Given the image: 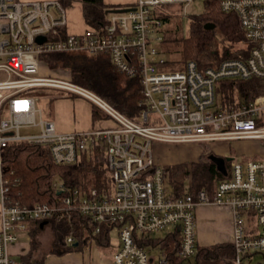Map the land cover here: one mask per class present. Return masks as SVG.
<instances>
[{"label": "built area", "instance_id": "obj_1", "mask_svg": "<svg viewBox=\"0 0 264 264\" xmlns=\"http://www.w3.org/2000/svg\"><path fill=\"white\" fill-rule=\"evenodd\" d=\"M193 1L137 0L129 6L134 9L108 12L101 27L87 24L77 33L68 29L67 9L60 0H0V264H14L10 247L20 233H29L30 225L43 228L50 218L64 219L74 211L88 215L98 225L96 232L104 222L116 231L111 264H187L199 246L195 231L199 204L231 208L232 264H245L249 254L264 250V234L245 228L252 216L264 225V157L230 156L214 189L192 192L189 184L175 194L166 190L163 166L151 149L153 142L259 139L264 143V93L233 106L224 105L215 90L224 80L255 77L264 82V0L220 1L223 11L238 16L250 45L245 58L206 65L188 60L180 69L163 71L160 66L169 64L171 57L162 47L164 21L153 9L178 4L187 15ZM50 52L107 55L118 71L137 77L141 99L136 117L72 82L68 74H57L42 59ZM45 88L87 99L114 125L57 130L36 106L41 94L37 90ZM21 141L48 145L57 164L73 163L81 152L101 142L110 187L82 191L55 181L58 197L53 203L12 200L11 180L2 171V151ZM159 230L179 233L178 259L162 255L158 248L155 252L158 245L153 250L144 246L142 239ZM65 242L77 241L69 235Z\"/></svg>", "mask_w": 264, "mask_h": 264}, {"label": "trees", "instance_id": "obj_2", "mask_svg": "<svg viewBox=\"0 0 264 264\" xmlns=\"http://www.w3.org/2000/svg\"><path fill=\"white\" fill-rule=\"evenodd\" d=\"M71 1L60 0L63 6L69 5ZM80 1L85 23L96 28L104 24L109 9L122 8L121 5L105 4L103 0ZM220 1L204 0L201 13L187 14L189 31L186 37L169 32L164 34L162 47L170 50V46L175 45V51L180 53L181 68L188 60H196L206 65L225 58L239 59L248 55L250 45L245 42L238 16L234 12L223 11ZM179 10L181 11V7ZM153 12L164 22L172 15L163 9L154 8ZM216 42H218L216 48H219L220 52L217 50L218 53L213 56L212 46ZM210 50L211 55H209ZM209 56L213 58L206 59ZM202 58L207 61L202 62ZM42 59L51 68L60 66L69 70L72 82L101 95L128 117L135 118L138 114L141 92L137 77H128L118 71L112 66L107 55L94 57L81 52H50L42 54ZM263 87V80L254 77L249 80H224L215 90L224 105L235 106L238 102H248L264 93ZM46 97L51 100L52 95ZM91 109L93 119L101 116L98 108L93 104ZM2 154V171L5 177L11 180L9 196L14 201L28 205L37 202L53 203L58 197L57 190L53 186L55 181L62 182L65 187H76L82 191H87L89 188L103 191L110 187V176L101 142L81 152L75 162L68 164L55 163L48 145H36L25 141L7 145L3 148ZM183 166L172 169L163 167L165 181L168 177L173 186L171 191L175 194H180L186 186L181 182L187 174ZM190 175H192V183L189 189L192 192L202 188L211 191L222 178L212 161L194 164ZM15 179H19V182L15 183ZM96 225L88 215L79 211H74L70 217L60 220L50 218L43 228L38 224H32L29 230L30 249L27 254L20 256V263L17 264H41V259L31 260V254L38 248L41 233H46L45 242L48 243V251L45 255L46 253L63 255L71 250H77L80 244L88 240L107 246L110 242L111 224L102 223L97 232ZM69 235L73 236L77 245L65 242ZM142 240L148 250H153L158 245L156 248L162 255L178 259L175 256L179 248L178 232H168L163 237L148 235ZM233 254L234 249L230 242L199 245L195 255L187 261V264H232Z\"/></svg>", "mask_w": 264, "mask_h": 264}, {"label": "rangeland", "instance_id": "obj_3", "mask_svg": "<svg viewBox=\"0 0 264 264\" xmlns=\"http://www.w3.org/2000/svg\"><path fill=\"white\" fill-rule=\"evenodd\" d=\"M137 0H133L135 5V2ZM203 3L204 0H196L193 1L189 7V14H198L203 11ZM158 10H164L168 13L172 14L168 21L164 22L163 25V32L164 34L173 33L175 35H178L180 37H186L189 31V17L188 15H184L179 10L178 4H160L157 7H155ZM78 25V17L74 19ZM218 47V42L213 44L212 50L213 56L216 54L217 50L220 52ZM167 53H169V57H171V61L162 66H160V69L163 71L166 70H177L180 69L182 66V63L180 62V53L179 51H175L176 47L173 44L170 46V50L164 48ZM212 51L210 50L209 55L212 54ZM218 53V52H217ZM213 58V57H212ZM207 57L206 59H212ZM205 58H202V62H206ZM45 62V60H43ZM46 63V62H45ZM47 64V63H46ZM48 66V65H47ZM51 68V67H50ZM57 72L59 75H69V70L63 67H56L51 68ZM37 92L43 93L38 95V100L36 102L37 108H42L43 113L45 110H47L48 103L50 108L53 109L54 115H59V112L63 109L65 110L66 114H84L88 109L87 105L89 106L88 100H84L80 97H70L68 94L65 97H61V95H58L56 93L61 94V90H55L51 88H45V89H38ZM64 93V92H62ZM52 95L51 100L46 96ZM65 95V94H64ZM68 96V97H67ZM70 97V98H69ZM85 104V105H84ZM36 118H38V113L36 115ZM37 129V128H36ZM35 130V129H31ZM151 149L153 152V156L157 160V162L162 165L163 167H167V169H172L173 167H178L184 165L185 169L187 170V174L185 175V178L181 182L183 185H189L192 183V168L194 167V164L197 163H208L211 160L207 158L208 154H214L217 156H225L226 153H228V156H232L233 158L236 157H264V143L262 140L259 139H236V140H222V141H214L207 144L202 143H171V142H153L151 145ZM166 190L168 192H172L171 188L173 187L171 185V182L169 181V178H166ZM184 189V188H183ZM182 189V190H183ZM211 229L217 230V231H223L222 229L227 228V224L225 222H213L211 225ZM246 231L250 232L252 234H264V225L257 224L255 216H252L251 219L247 220L246 223ZM196 236L198 241L201 240L200 236L203 234V230H198V227L196 228ZM166 234L165 230H159L156 231V233H153L152 236L155 237H163ZM201 234V235H200ZM22 236H25L24 233H20V238ZM110 236V242L106 245H98L94 240H88L85 243L80 244L79 248L81 251H89L93 248L97 249L99 257L104 259L108 258L109 253L114 249V247L117 244L118 238L116 231L112 229L109 233ZM202 241V240H201ZM230 242V241H229ZM202 243L205 244L204 241ZM39 246V245H38ZM158 252L157 248H154ZM74 250H71L72 252ZM69 253V252H67ZM16 257V255H13ZM245 264H264V250L263 251H254L251 254H249L245 258Z\"/></svg>", "mask_w": 264, "mask_h": 264}, {"label": "crops", "instance_id": "obj_4", "mask_svg": "<svg viewBox=\"0 0 264 264\" xmlns=\"http://www.w3.org/2000/svg\"><path fill=\"white\" fill-rule=\"evenodd\" d=\"M105 4L110 5H121V7H129L133 2V0H103ZM67 9V18H68V29L71 32H82L83 29L86 28L87 24L84 21L82 15V4L80 0H72L69 5L66 6ZM78 17L79 24L74 20ZM52 89V88H51ZM58 90V89H55ZM43 94V93H41ZM61 95V97L68 96L79 97L69 93H56ZM65 94V95H64ZM67 96V97H68ZM69 97V98H70ZM82 98V97H80ZM84 99V98H82ZM86 100V99H84ZM89 102V101H87ZM85 105V104H84ZM48 109L45 110L43 115L52 120L57 130L63 132H70L75 130H89L92 128H104L110 127L114 125V121L101 113V116L93 119L92 118V104L89 102V106L87 105V111L84 114H66L65 110L59 112V115H54L53 109L50 108L48 103ZM43 112V109H42ZM222 157H230L228 153ZM232 210L229 206H217V205H207V204H199L195 210L196 217V228L198 230H203V234L200 236L202 241H198L199 245H211L219 242H229L231 239L232 228H233V216ZM213 222H222L225 225L227 224L226 229H222L223 231H215L211 229V225ZM25 236L19 238L18 242L14 243L10 247L11 257L14 261V264L20 263V256L27 254L30 249V237L29 233H24ZM46 233H41L39 235V243L38 248L33 251L31 254V260H42L41 264H111V257L114 249L109 253L108 258H100L97 249L93 248L89 251H81L80 248L74 250L69 253H65L63 255H56L51 253H46L48 251V243L45 242ZM198 240V239H197ZM13 255H16L14 257ZM39 264V263H38Z\"/></svg>", "mask_w": 264, "mask_h": 264}, {"label": "water", "instance_id": "obj_5", "mask_svg": "<svg viewBox=\"0 0 264 264\" xmlns=\"http://www.w3.org/2000/svg\"><path fill=\"white\" fill-rule=\"evenodd\" d=\"M134 9L133 7H122V8H115V9H109L107 12H121V11H128ZM208 159L215 163L216 168L218 171L224 173L225 171V161L228 160L227 157L217 156L214 154H209ZM74 245H77V242L74 243Z\"/></svg>", "mask_w": 264, "mask_h": 264}]
</instances>
